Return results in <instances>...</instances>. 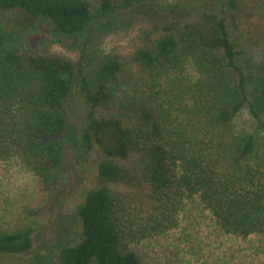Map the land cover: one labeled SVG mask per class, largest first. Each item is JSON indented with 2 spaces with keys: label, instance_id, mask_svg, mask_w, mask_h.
I'll return each instance as SVG.
<instances>
[{
  "label": "trees",
  "instance_id": "obj_1",
  "mask_svg": "<svg viewBox=\"0 0 264 264\" xmlns=\"http://www.w3.org/2000/svg\"><path fill=\"white\" fill-rule=\"evenodd\" d=\"M146 6L179 17L126 48L105 52L86 40L76 58L5 46L0 28V160L18 158L43 193H61L76 88L80 148L101 151V184L76 205L78 241L31 251L40 223L24 207L0 227V264H139L125 240L142 232L133 229L134 199L111 184L156 200L197 195L224 232L264 233V0H0V11L44 17L63 36ZM245 106L259 131L236 126Z\"/></svg>",
  "mask_w": 264,
  "mask_h": 264
},
{
  "label": "rangeland",
  "instance_id": "obj_2",
  "mask_svg": "<svg viewBox=\"0 0 264 264\" xmlns=\"http://www.w3.org/2000/svg\"><path fill=\"white\" fill-rule=\"evenodd\" d=\"M182 1L156 0L160 6L170 7ZM31 17L21 10L0 11L5 46L15 44L76 58L86 40L105 52L126 48L179 16L158 13L148 6L133 8L112 14L73 36L56 35L46 18ZM247 57L257 64L259 56L254 49ZM189 72L192 76L195 73L193 69ZM81 95L76 88L69 103L70 121L64 137L70 157L61 193H43L38 178L18 158L0 160V227H11L24 207L36 208L40 226L31 251L38 247L53 250L78 241L81 225L76 205L87 189L101 184L97 175L101 151L97 147L84 153L80 148ZM235 124L259 131L246 106L235 117ZM110 186L134 199L137 216L133 217V229L142 232L125 240L138 255L139 264H264V233L243 237L224 232L197 195L169 194L156 200L149 197L148 190Z\"/></svg>",
  "mask_w": 264,
  "mask_h": 264
}]
</instances>
